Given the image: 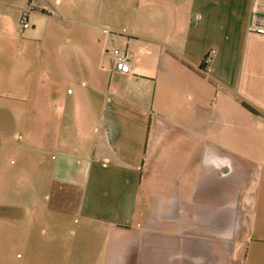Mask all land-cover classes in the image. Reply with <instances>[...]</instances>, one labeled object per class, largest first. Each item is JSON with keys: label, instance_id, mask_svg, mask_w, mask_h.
Returning a JSON list of instances; mask_svg holds the SVG:
<instances>
[{"label": "crops", "instance_id": "crops-1", "mask_svg": "<svg viewBox=\"0 0 264 264\" xmlns=\"http://www.w3.org/2000/svg\"><path fill=\"white\" fill-rule=\"evenodd\" d=\"M5 88L77 224L25 264L264 263V0H0Z\"/></svg>", "mask_w": 264, "mask_h": 264}, {"label": "rangeland", "instance_id": "rangeland-1", "mask_svg": "<svg viewBox=\"0 0 264 264\" xmlns=\"http://www.w3.org/2000/svg\"><path fill=\"white\" fill-rule=\"evenodd\" d=\"M6 90L11 91L5 88L0 92ZM33 106L28 100L0 98V264H25L30 257L28 243L36 239L39 230L45 234L50 228H63V232L77 228L73 206H53L52 170L40 169L47 155H43L42 148H34L42 143L43 117L34 115ZM18 133L24 136L20 138ZM72 189L67 194L72 197L68 204L80 197V189ZM254 235L264 240V228Z\"/></svg>", "mask_w": 264, "mask_h": 264}, {"label": "built area", "instance_id": "built-area-1", "mask_svg": "<svg viewBox=\"0 0 264 264\" xmlns=\"http://www.w3.org/2000/svg\"><path fill=\"white\" fill-rule=\"evenodd\" d=\"M32 1V0H31ZM31 12L30 5L25 8L20 16V24L24 29L30 27L29 13ZM106 34H110L112 31L108 28L104 29ZM114 58V70L122 74H128L130 72V54L127 51H123L120 48H114L112 51Z\"/></svg>", "mask_w": 264, "mask_h": 264}, {"label": "trees", "instance_id": "trees-1", "mask_svg": "<svg viewBox=\"0 0 264 264\" xmlns=\"http://www.w3.org/2000/svg\"><path fill=\"white\" fill-rule=\"evenodd\" d=\"M208 59H209L208 57L205 59V61H204L203 64L201 65L202 67H205V66L207 65V63H209V60H208ZM243 106H244L246 109H248L249 111H251V112L254 113V110H253L248 104L243 103Z\"/></svg>", "mask_w": 264, "mask_h": 264}]
</instances>
